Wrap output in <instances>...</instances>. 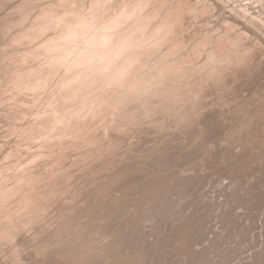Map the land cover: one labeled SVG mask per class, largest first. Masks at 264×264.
<instances>
[{
	"label": "rangeland",
	"instance_id": "obj_1",
	"mask_svg": "<svg viewBox=\"0 0 264 264\" xmlns=\"http://www.w3.org/2000/svg\"><path fill=\"white\" fill-rule=\"evenodd\" d=\"M65 1L68 4L71 0ZM77 1L78 0H72L71 2L74 3L70 2L69 4V7L72 8L81 7L79 8L80 10L76 8V12L81 11V9L83 10L82 6H87V1L89 0H84L86 4L84 1L83 3L82 0H79L80 3ZM99 1L100 0H97L95 3L98 6L102 4L105 5L106 8L108 7L107 10L110 14L113 7H115L113 10L116 11L117 9L118 11L119 8H116L117 6L127 7L126 4L129 2V0H127V2L125 0H107L109 2L106 5V0ZM130 1L133 3L134 0ZM135 1L133 4L137 3L138 0ZM140 1H145L144 3L146 5L148 4L147 2H149L147 6L143 3L145 8H143L144 11L142 10V13L144 12L146 15L143 13L144 19L142 20H146L145 23L147 25L145 26L148 27L149 32L152 29L151 32L155 30L157 33L153 32L154 35H152L150 32L149 34L152 36H147L154 37L158 35V37H161L158 39L156 36V39L152 38L155 39L154 42L157 41V43L154 44L151 42L153 41L151 37H149L150 41L145 35L146 33L148 34V31H145V26L142 28L144 29L142 30V32L144 31L142 34L145 33L144 36H146L145 40L149 41L147 44L151 42L153 45L151 46L152 50H150L151 48L149 45L148 47L146 46L147 48L145 46L143 48L152 51L150 54L149 51L145 50L152 57H149L148 53L146 54V52L142 50L141 55L143 57H140L137 63H139L138 66L146 68L145 72H142V69H144L143 67L138 71L139 68L136 64L135 68L136 66L137 68H134V70L142 74H135L136 76L132 74V76L129 77L132 80L133 76L134 78H138V75L141 77L143 74L144 76L147 74L146 77L153 82L154 79H151V77L155 76L154 74L156 71H158L157 73L159 75V72H161L162 77L156 73L157 76L155 79H161L165 76L161 79V84L157 80L153 82L152 87L157 85L154 87L160 89L161 86L163 87L166 85L163 87L164 89H162L165 90L167 88L165 90L167 93L160 91L162 89H158L160 94H165V98H161L162 95L159 97L160 94H157V92H155V94L154 92H152V94L145 92V96H147V94L149 97L154 95L153 97L155 100L150 98V101H155L154 103L151 101L152 104H147L151 103L149 99L148 102L146 101L147 98L146 100L138 99L139 101L137 98L131 100L129 92L132 93L133 91H128L129 89L124 90L125 88L119 89L120 86H118V91L124 90L123 93L120 91L118 92L114 87L113 89L117 94L116 92L115 94L114 92L112 93L113 89L109 93L110 90L106 88L107 94L112 95L111 97L106 95V91L104 94L102 89L93 90V92H97V94L95 93L94 95V93H92L94 99L92 97L89 98L92 94H87V97L92 101L90 102L87 100L88 98L84 96L86 95L84 88L81 87L80 89L75 86H72V88L65 84L66 78H63V76L67 74L65 75L66 72L64 67L63 69L61 68L64 72H61L62 70L60 69L58 71L56 68L50 70V68L47 67L50 71L45 70L47 69L46 67L42 68L45 71L42 72L43 70H41L40 72L41 74L44 73L43 76H46L45 79H47L42 81V83H40L41 85L39 84L34 88L32 87V80H29L26 82L27 84L22 85L23 89H13L12 91L14 92L9 94L10 99L8 98L9 96H7L8 94L1 91L4 85L0 89L3 93L0 92V96L6 94L4 96L5 98L1 96L2 100L0 99V108H3L0 109V119L3 118V121L0 120V123H2L0 124V155L2 154L0 156V186H2L0 187V237L3 234V236H5L0 239V264H34V262H37V264H65L66 262V264H264V0H232V2L230 0H139V2ZM55 2L57 3L58 0L50 2L51 4L48 3L51 5L50 7H52V5L55 6ZM59 3L60 4H57L61 6L60 0ZM113 3L115 5L117 4V6ZM123 3L125 5H122ZM132 3H130V6L133 5ZM57 4V9H63L65 5L68 7L67 4H62L61 8H58L59 6ZM74 4L80 5L75 6ZM237 5L240 8H238ZM98 6L96 9L98 10L96 11L97 13L104 7V13L101 11L103 15L93 12L89 14V19L92 18V21L94 19L95 21L99 19L101 22L103 16H107L109 13L106 11L105 6L101 8ZM130 6H128V8ZM93 7L96 8V6ZM95 8H93V11H95ZM109 8L111 11H109ZM85 9L86 7L84 10ZM86 11H88V9ZM115 11H112V13ZM258 11L261 12L258 13ZM58 13L62 12H57V14ZM92 14L94 16L100 15L102 18L100 16V18L95 16L96 18L93 19ZM184 16L185 18H183ZM65 17L70 20L72 18L70 15H66ZM147 17L151 18L150 21L152 23ZM69 19L66 20L70 22ZM97 23H99V21H96V24ZM159 28L161 30L163 29V31ZM157 31L161 34H158ZM215 44H217V46ZM143 45H146V41L145 44L143 42ZM155 45H157L156 48ZM158 47L161 51L163 50L162 53L158 50ZM164 52L165 54H163ZM207 52L209 54H207ZM146 55L149 58L146 57ZM210 55L212 56L210 57ZM156 56H159L157 60ZM167 63L170 65L167 66ZM24 65L22 66L24 67ZM29 65H31V63H27L26 66ZM57 68H60V66H57ZM147 69L152 71L154 76L150 75L151 72L149 73ZM153 71L155 72L153 73ZM46 72L47 74L45 75ZM6 73L7 72L3 74ZM10 73L11 76L15 75V73H13L14 75H12V72ZM3 74L1 73V76H3ZM7 75L9 77V73L4 75V77H7ZM1 76L0 79L4 78ZM8 79L5 78L4 81ZM62 80H64V82ZM4 81L1 80L0 85H2V83L6 85ZM163 81H165L166 84L163 83ZM12 83L14 82L9 83L10 87ZM162 83L164 85H162ZM28 84L31 87H29ZM64 84L68 87L67 89ZM111 88L112 87H110V89ZM68 89L73 91L71 92L69 90V93ZM75 89H80L82 91L81 94H79L80 90L76 94ZM99 90L100 92L102 91V95ZM15 93L21 94V98L17 100V97H15L16 100H12L14 96L17 95ZM72 93L74 95H72ZM118 93L120 96H118ZM127 93L129 98L127 96V99H125ZM168 93H170V95L174 94V96L169 97V95H167ZM46 94H48L51 99L47 97ZM67 94H71V97H68L69 95ZM75 95L79 96L77 97ZM103 95L105 96L103 97ZM179 95L180 97H184L181 99L179 98V100ZM96 96L97 98L99 96V99H97ZM101 96L103 100H101ZM167 96L171 99L175 98V102L171 100L173 102L171 103L170 99L169 101L166 100L168 102L161 101L163 99L165 101ZM185 96L187 100L188 98L189 100L191 99L190 101L185 100V102H187L185 103L186 105L189 103L187 110L191 112H188L190 115L186 113V116L183 114L186 110L181 111L183 110V108L181 109V105H184L182 106L184 109L187 107L183 104L184 102L179 106H175V104H179L178 102L184 99ZM80 97H85V99L81 100ZM6 98L7 100L5 101L4 99ZM121 98L127 101H123ZM71 99L74 100L72 101ZM104 99L106 100L105 106L108 104L109 108L114 102L123 101L124 106L122 102H120V105L118 104L120 106V108H118L121 109L120 113L118 108V110H116L119 114L112 109L114 105H112L110 109H107L108 106L106 108L99 106L105 103ZM128 99L131 101H138L135 102L136 104L134 102L131 104L130 101L133 107L136 106L137 108V106H140L138 104L142 103L141 107L133 111L134 108L129 106ZM10 100L12 103H10ZM80 101L83 103L87 101L90 105L87 102L82 104ZM101 101L103 103L99 104L98 102ZM108 101H111L110 104L113 103L110 105ZM71 102L73 105H68L71 104ZM5 103L10 104H6V106L9 105L8 111L6 109L7 107L5 108L4 106ZM65 103H67V105H65ZM78 103L79 105L81 103V106H85V104L89 105L83 106V108L86 109L87 107H91L88 109V112L93 109L94 112L90 111L92 114H88L87 110H84L80 106V113L78 109L79 105L77 106ZM93 103H95V105ZM156 103H158V105H153ZM164 103L170 105L169 107L171 109V105H174V107L178 109L174 110L175 108L173 107V112H171V109L169 110L167 104L165 105ZM125 104L128 106H125ZM62 105L64 106V110L68 108L65 110L66 112L62 109ZM91 105L97 106V111L94 106L92 107ZM152 105L155 107L159 106L160 110H156L157 108L155 107L156 111H154V108L151 110ZM34 106H36V108ZM98 106L102 108L99 109ZM117 106L115 105V107ZM143 106L146 109L148 107L150 113L145 109L147 112V114H145L146 112ZM71 108L76 111H72V113ZM103 108H105V110ZM124 108H127L126 111L128 112H125ZM129 108L132 109L130 110ZM141 108L144 111H142ZM57 109H62L63 112L57 111ZM77 109L79 113L75 115ZM102 109L103 111H101ZM167 109L169 112L166 111ZM1 110H3V112ZM122 110L128 115L124 118L125 114L123 113L120 117L122 118L120 122L118 118ZM140 110L143 114L140 113ZM84 111L86 113H82ZM106 111H109L110 115L107 114L108 112ZM114 111L116 114L113 113ZM9 113L12 116H10ZM60 113H63L62 116L64 115V117H62L61 121H58L60 120L59 118H61ZM80 114L86 115L81 117L79 116ZM111 114L114 115L111 116ZM154 114L156 116H154ZM178 114H181L180 117L177 116ZM117 115L119 116L116 117ZM164 115L167 116L165 117ZM56 116H58V120L55 118ZM181 116L183 117V122L180 119L182 118ZM44 117L45 121L43 120ZM10 118H12V121ZM112 118L117 122L119 121V123L116 124V121H114L116 123H113V120H110ZM42 123L46 124V126ZM49 124L57 127L54 126V128H52ZM97 125L100 127H96ZM4 129H7L5 130L7 132H5ZM50 129L52 130L50 131ZM74 129L77 130L74 131ZM136 129L138 131L140 130V133H138ZM153 130H155V132ZM125 134L126 136H124ZM83 136L84 139H82ZM47 138H49L50 141ZM168 139L170 140L168 141ZM226 141L229 142L227 143ZM81 146L84 147L82 148ZM30 151L33 152L31 153ZM157 151L158 153H156ZM95 155L97 157H95ZM233 157H235V159ZM20 159L25 160L21 161ZM90 172L92 174H90ZM8 173H10L9 176ZM18 174L19 176H17ZM34 186L36 187L34 188ZM22 190L31 192H27L25 196L26 192ZM34 194L38 195L36 196ZM24 196L25 198H23ZM26 198L28 201L30 200V202L25 200ZM11 202H13L14 208L10 207L12 206ZM34 204L39 205L34 206ZM42 204L43 208L41 209ZM30 205L32 208H29ZM36 207L37 209H35ZM14 211L15 213H13ZM36 211H38V213ZM42 211L43 213L40 214ZM10 215L12 217L14 215L17 216L11 218ZM21 216L23 217V221ZM24 216L26 218H24ZM36 216L38 221H36ZM30 217H34L31 218V220L33 219L32 221H30ZM4 218L8 219L3 221ZM13 220L16 223L19 220L18 223L21 227L18 223H14ZM15 225L20 228L25 227V229H18ZM87 225L89 226L88 229L86 228ZM14 226L17 229L14 228ZM28 226L31 227L29 228ZM26 227H28V229H26ZM79 228L81 230H79ZM67 230L70 231V234ZM25 231L28 234H26ZM75 233L77 235H75ZM79 233H81V235ZM44 241L45 243H43ZM47 242L49 243L50 249L47 247ZM38 247H41L40 250L42 249V251H39V249H37ZM88 249H90V251ZM37 250L41 255H38ZM8 251H10V254ZM63 260L66 261L64 262Z\"/></svg>",
	"mask_w": 264,
	"mask_h": 264
},
{
	"label": "bare ground",
	"instance_id": "obj_2",
	"mask_svg": "<svg viewBox=\"0 0 264 264\" xmlns=\"http://www.w3.org/2000/svg\"><path fill=\"white\" fill-rule=\"evenodd\" d=\"M52 1H56V0H52ZM51 0H2V2H1V0H0V76H1V73L3 74V73H5V72H7L6 74H8L9 73V77L11 76L10 74V72H12V75H14L13 73H15V75L14 76H11L10 78L8 77V75H7V77L5 76L4 77V75H6V74H3V76H1V77H4V78H1L0 79V81L2 80V81H4V79L5 78H9L7 81H4V82H6V85L5 84H3L2 83V85H0V89L2 88V86L4 85V87L1 89V91L2 92H4V93H6V94H8L7 96H9V94H12L14 91H12L13 89H21L22 88V85H24V84H27L26 82H28L29 80H32V87H36V86H38L40 83H42V81H45L46 79H45V77L46 76H43V74H41V70H43L42 72H44L45 70H48V68H50V70L51 69H53V68H56V69H58V71H59V69L60 70H62L63 69V67L65 68L64 70H65V75L66 76H63V78L65 77L66 78V85H68V86H75V87H77V88H80L81 89V87L82 88H84V91H86L85 93H86V95H84V96H86L87 97V94L88 95H91L92 93H94L93 92V90H97V89H102L103 90V93L105 92L106 93V95H108L107 94V90H106V88L107 89H109L108 91H109V93L112 91V89H113V87H114V89L115 90H117L118 91V86H120V87H122V88H120L119 87V89H123V88H125L124 90H127V89H129L128 91H133L132 93H130L129 92V94H130V98H131V100L132 99H134V98H137V100L138 99H142V100H146V98H147V102H148V99H149V101H150V98L152 99H154V95L152 96V95H150V96H152V97H149L148 96V94H147V96H145L146 95V93H151L152 94V92H154V94H155V92H157V94H160L159 92H158V87H154V86H157V85H154L153 87H152V85H153V82L154 81H157L158 80V82L160 83L162 80L161 79H163V78H157V80H155L156 79V73L158 72V71H156V69H155V71H156V73L153 75L152 74V71H149L148 69V72L150 73L151 72V74L150 75H152V76H154V77H151L149 74V76L151 77V79L153 78L154 79V81L152 82V81H150V79L149 78H147L146 76H147V74H145L146 76H144V74H143V76H141L140 77V75L142 74L141 72L139 73L138 71H140V69L143 67V66H138V64L139 63H137L138 62V60H139V58L140 57H143L141 54H142V50H146V48L148 47V45H149V47L151 48V46H153L152 44H151V42L152 43H157V41L156 42H154V40L156 39V37H157V39L159 38V37H161V36H159L158 37V35H155L154 37H151L152 35H154L153 34V32H155V30L153 31V32H151V30H150V32H151V34H149L150 32L148 31L149 29H148V27H146L145 25H147L146 23H145V21L146 20H142V19H144L143 17V15L145 14L144 12V14L142 13V10L144 11V9L143 8H145L144 7V2H139V0L137 1V3H135V4H133L134 3V1H133V3H132V1H130L129 0V2H127V0H125L126 2H127V7L126 6H124V7H122V6H120V7H122V8H120V7H118L117 6V4L115 5L114 3V5L115 6H117L116 8H119L118 9V11H117V9H116V11L115 10H113L115 7H113V9H111L112 11H115L114 13H112V11L110 10V8H109V11H111V14L108 12V10H107V8H106V6L105 5H102L101 4V6H98L95 2L97 1V0H89V1H87L88 2V4H87V6L85 5V6H82V5H84V4H82L81 6L83 7V10L81 9V11H78V12H76V8H78V7H74V8H72V7H69V4H70V2L72 1H70V2H68V4L66 3V1L65 0H60V2H61V6H62V4H67V6L68 7H66V5L64 6V8L63 9H57L56 8V4L58 3V4H60L59 3V0H58V2L55 4V6H53L52 5V7H50L51 5V3L50 2H52ZM69 1V0H68ZM75 1V0H74ZM84 0H82V2H83ZM101 1V0H100ZM99 1V2H100ZM103 1V0H102ZM107 1V0H106ZM111 1V0H110ZM113 1V0H112ZM150 1V0H149ZM198 1H200V0H198ZM229 1V0H228ZM231 2H232V0H230ZM242 1V0H241ZM50 4H49V3ZM78 3H80L79 2V0L77 1ZM85 2V4H86V1H84ZM83 2V3H84ZM109 1H107L106 2V5H107V3H108ZM136 2V1H135ZM236 2V1H235ZM254 2V1H253ZM71 3H74V2H71ZM103 3V2H102ZM125 3V2H124ZM122 4V5H125V4ZM130 3H132L133 5L132 6H130ZM144 3V4H143ZM148 4H149V2H147ZM177 3V2H176ZM224 3V2H223ZM52 4H54V3H52ZM57 4V5H58ZM94 4H96V5H94ZM98 4H100V3H98ZM110 4H112V3H110ZM129 4V5H128ZM147 4V5H148ZM166 4V3H165ZM180 4V3H179ZM182 4V3H181ZM232 4V3H231ZM236 4V3H235ZM235 4H234V6H235ZM244 4H246V3H244ZM254 4V3H253ZM75 6H79L80 4H74ZM146 5V4H145ZM146 5V6H147ZM227 5V4H226ZM247 5H248V3H247ZM261 5V4H260ZM59 6V5H58ZM57 6V7H58ZM61 6H59L58 8H61ZM71 6V5H70ZM73 6V5H72ZM93 6H96V8L95 7H93ZM97 6L98 7H102V6H105V8H106V11L110 14H107V16L106 15H104L105 17H106V19H105V17L103 16V18H102V16H100V15H95L97 18H102L101 19V22H100V20L99 19H97L96 21L98 22L99 21V23H97L96 24V21H95V19L94 18H96L93 14H92V17H93V21H92V18H90L89 19V14H91V13H93V12H96V11H98V10H96L97 9ZM109 6V5H108ZM128 6H130L129 8H128ZM153 6V5H152ZM171 6V5H170ZM180 6H182V5H180ZM233 6V7H234ZM238 6V5H237ZM66 7V8H65ZM86 7V9L84 10V8ZM88 7V8H87ZM196 7V6H195ZM236 7V6H235ZM234 7V8H235ZM263 7V6H262ZM79 8H81V7H79ZM78 8V9H79ZM93 8H95V11H93L94 9ZM149 8V7H148ZM181 8V7H180ZM238 8H240L239 6H238ZM251 8V7H250ZM257 8H259V7H257ZM76 9V10H75ZM88 9V11H86ZM103 9H104V7L102 8V9H100L99 10V14H101V15H103ZM158 9V8H157ZM171 9V8H170ZM194 9V8H193ZM252 9H254V8H252ZM80 10V9H79ZM182 10V9H181ZM234 10V9H233ZM243 10H245V9H243ZM103 13H102V12ZM154 11V10H153ZM171 11V10H170ZM185 11V10H184ZM238 11V10H237ZM57 12H62V13H58L57 14ZM101 12V13H100ZM242 12V11H241ZM261 11H258V13H260ZM97 12H96V14H98ZM168 13V12H167ZM185 13H187V12H185ZM251 13H254V12H251ZM257 13V14H258ZM153 14V13H152ZM243 14H244V12H243ZM246 14H248V13H246ZM245 14V15H246ZM256 14V15H257ZM68 16V15H70L71 17V20L69 19V18H66L65 16ZM146 15V14H145ZM148 15V14H147ZM180 15V14H179ZM260 15V14H259ZM258 15V16H259ZM262 15V14H261ZM100 16V17H99ZM158 16V15H157ZM198 16V15H197ZM133 17V18H132ZM154 17V16H153ZM180 17V16H179ZM252 17V16H251ZM263 17H264V15H263ZM148 18V20L150 21V19L151 18H149V17H147ZM183 18H185V16L183 17ZM259 18V17H258ZM66 19H69V21L70 22H68ZM90 21H89V20ZM146 19V18H145ZM179 19V18H178ZM187 19V18H186ZM195 19V18H194ZM251 19V18H250ZM264 19V18H263ZM103 20V21H102ZM148 20H147V23H148V26H149V22H148ZM154 20V19H153ZM152 20V21H153ZM260 20V19H259ZM94 21H95V23H94ZM151 22V21H150ZM162 22H163V20H162ZM253 22V21H252ZM152 23V22H151ZM175 23V22H174ZM249 23V22H248ZM259 23V22H258ZM263 23V22H262ZM154 24V23H153ZM159 24V23H158ZM251 24V23H250ZM260 24V23H259ZM176 25V24H175ZM185 25V24H184ZM145 26V31L147 30L148 31V34L146 33H144L146 36L147 35H151V36H147V38L149 39V37H151V39L152 38H155V39H152L153 41H151L150 39V43H148L147 44V42H149L148 40H145V38H146V36H144V34H142L143 32H142V30H144V29H142L143 27ZM161 27V26H160ZM180 27V26H179ZM151 28V27H150ZM160 29V28H159ZM170 29V28H169ZM157 30V29H156ZM161 30V29H160ZM141 31V32H140ZM159 31V30H158ZM157 31V32H158ZM161 31H163V29L161 30ZM261 31V30H260ZM171 32V31H170ZM257 32V31H256ZM262 32V31H261ZM156 33V32H155ZM160 32H158V34H159ZM217 33V32H216ZM259 33V32H258ZM157 34V33H156ZM161 34V33H160ZM168 34V33H167ZM260 34V33H259ZM144 37H143V36ZM218 35V34H217ZM166 36V35H165ZM182 36V35H181ZM224 36V35H223ZM162 37H163V35H162ZM167 37V36H166ZM217 37H219V36H217ZM168 38V37H167ZM237 38V37H236ZM235 38V39H236ZM260 38V37H259ZM263 38V37H262ZM161 39V38H160ZM162 40V39H161ZM166 40V39H165ZM242 40H243V38H242ZM145 41H146V45H143V42H144V44H145ZM178 41V40H177ZM227 41H229V40H227ZM226 41V42H227ZM235 42V41H234ZM160 43V42H159ZM158 43V44H159ZM161 43H162V41H161ZM240 43H242V42H240ZM178 44V43H177ZM161 45H163V44H161ZM216 46H217V44H215ZM234 45V44H233ZM243 45V44H242ZM246 45V44H245ZM146 47L145 49L143 48V47ZM156 46L157 45H155V48H156ZM159 46H160V44H159ZM161 47V46H160ZM238 47V46H237ZM150 48H148V49H150ZM159 48V47H158ZM190 48V47H189ZM240 48V47H239ZM242 48V47H241ZM246 48V47H245ZM244 49V48H243ZM150 50H152V48L150 49ZM150 50H146V51H149V53L150 52H152V51H150ZM158 50H160L161 51V49L159 48ZM158 50H156V51H158ZM145 51V52H146ZM155 51V52H156ZM163 51V50H162ZM162 51H161V53H162ZM144 52V53H145ZM159 52V51H158ZM196 52V51H195ZM222 52V51H221ZM148 52H146V54H147ZM149 53H148V56L150 57L151 55H149ZM153 53H154V51H153ZM151 54V53H150ZM159 54V53H158ZM163 54H165V52L163 53ZM207 54H209L208 52H207ZM153 55V54H152ZM199 55V54H198ZM214 55V54H213ZM245 55V54H244ZM144 56H145V54H144ZM147 55H146V57H148ZM155 56V55H154ZM153 56V57H154ZM160 56V55H159ZM158 56V57H159ZM212 55H210V57H211ZM148 57V58H149ZM152 57V56H151ZM157 56H156V60H157V58H158ZM164 57H165V55H164ZM187 57V56H186ZM185 57V58H186ZM193 57V56H192ZM214 57V56H213ZM239 57V56H238ZM246 57V56H245ZM155 58V57H154ZM160 58H161V56H160ZM159 58V59H160ZM173 58V57H172ZM150 59H152V58H150ZM165 59V58H164ZM207 59V58H206ZM185 60V59H184ZM212 60V59H211ZM175 61H176V59H175ZM205 61V60H204ZM162 62V61H161ZM168 62V61H167ZM209 62V61H208ZM213 62V61H212ZM223 62V61H222ZM244 62V61H243ZM27 63L29 64V63H31V65H29V66H26L27 65ZM166 63V62H165ZM239 63V62H238ZM24 64H26V65H24ZM137 64V66H138V68H139V70L138 71H135L134 70V68H135V65ZM141 64V63H140ZM168 64V63H167ZM22 65H24V67L22 66ZM165 65V64H164ZM170 64H168L167 66H169ZM174 65H176V64H174ZM182 65V64H181ZM216 65V64H215ZM57 66H60V68H57ZM62 66V67H61ZM137 66H136V68H137ZM166 66V65H165ZM44 67H48L47 69H42V68H44ZM52 67V68H51ZM173 67V66H172ZM193 67V66H192ZM62 68V69H61ZM135 68V69H136ZM144 69H142V72L144 71L145 72V67H143ZM161 68V67H160ZM163 68H164V66H163ZM167 68V67H166ZM170 68H171V66H170ZM162 69V68H161ZM160 69V70H161ZM192 69V68H191ZM50 70H48V71H50ZM64 70H62L61 72H64ZM194 70V69H193ZM155 71H153V73L155 72ZM162 71V70H161ZM166 71V70H165ZM168 71V70H167ZM147 72V71H146ZM164 72V71H163ZM209 72V71H208ZM219 72V71H218ZM247 72V71H246ZM252 72V71H251ZM160 73V75L159 76H161L162 77V73L161 72H159ZM244 73V72H243ZM47 74V72L45 73V75ZM63 74V73H62ZM62 74H61V76H62ZM132 74L134 75V76H136L135 74H140V75H138L139 77L137 78H134V76H133V78H132V80L130 79V77L129 76H132ZM211 74V73H210ZM228 74V73H227ZM165 75V74H164ZM188 75V74H187ZM189 75H190V73H189ZM202 75V74H201ZM218 75V74H217ZM158 76V77H159ZM183 76V75H182ZM181 77V76H180ZM212 77V76H211ZM236 77V76H235ZM227 78V77H226ZM59 79V78H58ZM149 79V80H148ZM181 79V78H180ZM188 79H189V77H188ZM198 79V78H197ZM51 80V79H50ZM53 80V79H52ZM61 80V79H60ZM169 80V79H168ZM183 80V79H182ZM209 80V79H208ZM218 80V79H217ZM221 80V79H220ZM48 81H49V79H48ZM47 81V82H48ZM63 82H64V80H62ZM165 81H166V79H165ZM165 81H163V83H165L166 84V82ZM188 81V80H187ZM11 82H14V83H12V85H11V87L9 86V83H11ZM59 82V81H58ZM158 82H156L157 84H158ZM170 82V81H169ZM179 82H180V80H179ZM200 82V81H199ZM204 82V81H203ZM218 82V81H217ZM1 83V82H0ZM152 83V84H151ZM162 83V85H164ZM177 83V82H176ZM205 83H206V81H205ZM208 83V82H207ZM216 83V82H215ZM64 84V85H65ZM161 84V83H160ZM160 84H158V85H160ZM168 84V83H167ZM34 85V86H33ZM41 85V84H40ZM63 85V86H64ZM65 85V86H66ZM185 85V84H184ZM211 85V84H210ZM239 85V84H238ZM28 86L29 87H31L29 84H28ZM61 86H62V84H61ZM166 86V85H165ZM165 86H163V87H165ZM169 86V85H168ZM183 86V85H182ZM263 86V85H262ZM110 87H112L111 89H110ZM117 89H116V88ZM162 86L160 87V89H162L163 88ZM173 87V86H172ZM199 87H201V86H199ZM222 87V86H221ZM26 88H28V87H26ZM43 88V87H42ZM65 88V87H64ZM68 87L66 86V89H67ZM70 88V87H69ZM73 88V87H72ZM104 88H105V90H104ZM170 88V87H169ZM175 88V87H174ZM23 89V88H22ZM49 89V88H48ZM55 89V88H54ZM79 89V90H80ZM114 89H113V91H112V93L114 92V94H115V92L116 91H114ZM131 89V90H130ZM159 89V90H160ZM164 89V88H163ZM160 90V91H162V92H166L167 93V91H165V90ZM171 89V88H170ZM225 89V88H224ZM17 90V91H18ZM61 90V89H60ZM70 89H68V91H69ZM79 90H76L75 89V93L77 94V92L79 91ZM83 90V89H82ZM100 90H99V92H100ZM123 90V91H124ZM156 90V91H155ZM0 91V92H1ZM16 91V90H15ZM48 91V90H47ZM55 91H56V89H55ZM71 91V90H70ZM70 91H69V93H70ZM73 91V90H72ZM71 91V92H72ZM120 91V90H119ZM118 91V92H119ZM123 91H120V92H122L123 93ZM178 91H180V90H178ZM1 92V93H2ZM12 92V93H11ZM50 92V91H49ZM67 92V91H66ZM65 92V93H66ZM81 90H80V93L79 94H81ZM98 92V93H99ZM102 92V91H101ZM100 92V93H101ZM127 92V91H126ZM135 92V93H134ZM146 92V93H145ZM172 92V91H171ZM207 92V91H206ZM0 93V94H1ZM19 93H20V91H19ZM19 93L17 94V93H15V94H17V95H19ZM58 93V92H57ZM64 93V92H63ZM68 93V92H67ZM74 93V92H73ZM72 93V95H74ZM85 93H83V94H85ZM96 94H97V92H95ZM95 93H94V95H95ZM103 93H101V95L103 94ZM104 93V94H105ZM121 93V94H122ZM228 93V92H227ZM3 94V93H2ZM5 94V95H6ZM49 94V93H48ZM48 94H46L47 95V97H49L50 98V96L48 95ZM53 94V93H52ZM116 94H117V92H116ZM119 94V93H118ZM156 94V95H157ZM174 94H175V92H174ZM174 94L172 95H170V93H168L167 95H169V97L171 96V97H173L174 96ZM177 94V93H176ZM214 94V93H213ZM212 94V95H213ZM218 94H219V92H218ZM4 95V96H5ZM14 95V94H13ZM14 96V99H12V100H16L15 99V97H17V100H18V98H21V94L19 95V96ZM25 95V94H24ZM27 95V94H26ZM60 95V94H59ZM67 95H69V94H67ZM71 95V94H70ZM68 96V97H71V96ZM161 95H162V97H161ZM165 94H160L159 95V97H161V98H165L166 96H164ZM180 95H182V94H180ZM180 95H179V97H178V99L180 98H183L184 96H181L180 97ZM208 95V94H207ZM222 95V94H221ZM1 96H3V95H1ZM1 96H0V99L2 100V98H1ZM3 96V98H5ZM12 96V95H11ZM42 96H44V95H42ZM75 96H77V95H75ZM74 96V97H75ZM79 96V95H78ZM77 96V97H78ZM81 96V95H80ZM83 96V95H82ZM93 96V94L89 97V98H91ZM105 95H103V97H104ZM108 96H112V95H108ZM118 96H120V94L118 95ZM122 96V95H121ZM126 97H125V99H127V96H128V98H129V95H128V93H127V95H125ZM158 96V95H157ZM164 96V97H163ZM226 96V95H225ZM28 97V96H27ZM26 97V98H27ZM73 97V98H74ZM103 97L101 96V100H103ZM124 97V96H123ZM149 97V98H148ZM158 97V98H159ZM176 97V96H175ZM191 97V96H190ZM195 97V96H194ZM9 99H10V96L8 97ZM12 98V97H11ZM23 98V97H22ZM36 98V97H35ZM44 98V97H43ZM55 98V97H54ZM58 98V97H57ZM76 98V97H75ZM81 98V97H80ZM80 98H78V99H80ZM88 98V97H87ZM86 98V99H87ZM87 99L88 101H90V99ZM93 98V97H92ZM96 98H97V96H96ZM95 98V99H96ZM109 98V97H108ZM155 98H156V96H155ZM167 98H168V96H167ZM165 99V101H164V99L163 100H161V101H163V102H168L169 101V99H170V101L172 100V101H174L175 102V98L174 99H171V98H168V99ZM186 98V99H185ZM185 98L184 99H182V100H184V101H179L178 103L179 104H175V106L176 105H180V104H182V102H184L183 104H185V103H187V102H185V100H187V97L185 96ZM196 98H197V96H196ZM232 98V97H231ZM48 99V98H47ZM51 99V98H50ZM84 100L85 99V97L84 98H81V100ZM94 99V98H93ZM97 99H99V96H98V98ZM117 99V98H116ZM120 99V98H119ZM123 98H121V100H122ZM177 99V98H176ZM179 99V100H180ZM220 99V98H219ZM229 99V98H228ZM5 101L7 100V98L6 99H4ZM67 100H68V98H67ZM72 101L74 100V99H71ZM130 99H128V101H129V106L131 107L132 106V108H134V110L133 111H136V109H139V107H141V104L142 103H140V104H138V105H140V106H137V108H136V106L135 107H133V105H131V104H133V102L135 103V102H138L137 100H134V101H131ZM155 100V99H154ZM166 100H168V101H166ZM188 100H189V98H188ZM187 100V101H188ZM191 100V99H190ZM189 100V101H190ZM195 100V99H194ZM194 100H192V101H194ZM264 100V99H263ZM5 101H3V102H5ZM9 101V100H8ZM7 101V102H8ZM24 101V100H23ZM58 101V100H57ZM70 101V100H69ZM104 101H105V103H103L102 101L101 102H98L99 104L101 103H103V105H99V106H103V107H107L108 106V104H107V106H105L106 105V100L104 99ZM112 101V100H111ZM110 101V102H111ZM116 101V100H115ZM119 101V100H118ZM123 101H127V100H124L123 99ZM123 101H119V102H114V104H112V105H114V107L112 108L113 110H115V111H117L119 108H120V102H122V105H123ZM130 101H131V104H130ZM152 102H153V100H151ZM150 101V102H151ZM157 101V100H156ZM159 101V100H158ZM171 101V103H173ZM29 102V101H28ZM47 102V101H46ZM76 102V101H75ZM79 102V101H78ZM81 102V101H80ZM87 102V101H86ZM86 102H84V103H86ZM90 102H92V101H90ZM94 102H95V100H94ZM110 102L108 101V103L110 104ZM144 102V101H143ZM146 102V103H147ZM152 102L151 103H147V104H152ZM155 102V101H154ZM153 102V103H154ZM181 102V103H180ZM10 103H12V101L10 100ZM48 103V102H47ZM82 104H84L83 102H81ZM81 103H80V105H79V103L77 104V106L79 107L78 109H79V112H80V106H81ZM87 103H89V102H87ZM115 103H117V104H115ZM125 103V102H124ZM193 103V102H192ZM6 104H9V103H5V108L7 109V111H8V108H9V105L8 106H6ZM37 104V103H36ZM92 104V103H91ZM94 105H95V103H93ZM110 104V105H111ZM119 104V105H118ZM136 104V103H135ZM134 104V105H135ZM165 104V103H164ZM167 104V103H166ZM165 104V105H166ZM170 104V103H169ZM189 104V103H188ZM188 104L186 105L185 104V107H186V109H184V107H182V106H184V105H181V109L183 108V110H181V111H184V110H186V112H182L183 114H185V116H186V113L187 114H189L190 115V110H187V108H188ZM205 104V103H204ZM209 104H210V102H209ZM65 105H67V103H65ZM68 105H73V103L71 102V104H68ZM87 104H85V106H86ZM89 105H90V103H89ZM89 105H87V106H89ZM93 105V106H94ZM111 105V106H112ZM115 105L117 106V107H115ZM122 105H121V107H122ZM127 104H125V106H126ZM143 105H145V104H143ZM153 105H158V103H156V104H153ZM152 105V106H153ZM163 105V104H162ZM164 105V106H165ZM191 105V104H190ZM197 105V104H196ZM228 105V104H227ZM28 106H29V104H28ZM53 106V105H52ZM63 106V105H62ZM70 106H66V107H70ZM83 106L84 105H82L81 107L83 108ZM84 106V107H85ZM92 106V105H91ZM92 106V107H93ZM98 106V107H99ZM111 106H110V108H111ZM124 106V105H123ZM128 106V105H127ZM148 107H150L149 105H147ZM151 106V110H153V108L155 107V106H153L152 107ZM164 106H163V110H164ZM167 106H168V108H169V110L171 109L169 106L170 105H168L167 104ZM167 106H166V108H167ZM2 107V106H1ZM35 108H36V106H34ZM96 107L97 106H94V108L96 109ZM119 107V108H118ZM146 107V106H145ZM147 107V109L146 108H144V106H143V108H144V110L146 109L147 110V112L149 111V108ZM171 107H172V109H174V110H177L178 108H176V107H174V105H171ZM174 107V108H173ZM24 108V107H23ZM28 108V107H27ZM58 108H60V107H58ZM89 108H91V107H87L86 109L85 108H83L84 110H87V113L88 114H90L91 112H94L93 110H90L89 112H88V109ZM102 108V107H101ZM100 107H99V109H101ZM105 108H103L104 110H105ZM109 108V106H108V108L107 109H110ZM118 108V109H117ZM123 108V107H122ZM132 108H129L130 110L132 109ZM155 108H157L156 110H160V108H159V106H157V107H155ZM155 108H154V111H156L155 110ZM197 108V107H196ZM234 108V107H233ZM0 109H3V108H0ZM5 109V110H6ZM25 109V108H24ZM54 109V108H53ZM63 110H64V106H63V108H62ZM62 109L61 110H59V109H57V111L59 110L60 112L62 111ZM68 108H65V110H67ZM78 109H77V114L75 113V115H78ZM82 109V110H83ZM99 109H98V111H99ZM103 109L101 110V111H103ZM117 109V110H116ZM125 109V112H128V111H126L127 110V108H124ZM123 109V110H124ZM128 109V110H129ZM142 109V108H141ZM162 109V108H161ZM171 109V112H173V110ZM14 110V109H13ZM21 110V109H20ZM23 110V109H22ZM46 110H47V107H46ZM49 110V109H48ZM64 110V111H65ZM113 110H110V111H113ZM120 110L121 109H119V113H120ZM123 110H122V112H121V114H120V116L119 115H117L116 117H118L119 116V121L121 122V120L120 119H122V118H120L121 117V115L124 113L125 114V112H123ZM129 110V111H130ZM143 109H142V111H144ZM146 110H145V112H146ZM202 110V109H201ZM2 112H3V110H1ZM14 111H16V110H14ZM38 111V110H37ZM72 111H76L75 109H72L71 108V112ZM96 111H97V109H96ZM115 111L113 112L114 114H116L115 113ZM141 110H140V113H142L143 114V112H142ZM154 111H153V113H154ZM166 111H168V109L166 110ZM166 111H163V112H166ZM178 111H180V110H178ZM13 112V111H12ZM63 112V111H62ZM66 112V111H65ZM64 112V113H65ZM68 112V111H67ZM106 112H108L107 114H109L110 115V112L109 111H106ZM147 112L145 113V114H147ZM152 112V111H151ZM161 112V111H160ZM169 112V111H168ZM188 112H190V113H188ZM234 112V111H233ZM8 113V112H7ZM6 113V114H7ZM11 113V112H10ZM9 113V114H10ZM16 113V112H15ZM20 113V112H19ZM25 113V112H24ZM47 113V112H46ZM51 113V112H50ZM59 113V112H58ZM73 113V112H72ZM71 113V114H72ZM81 113V112H80ZM82 113H86L85 111L84 112H82ZM96 113V112H95ZM118 113V111H117V114H119ZM149 113H150V111H149ZM157 113H159V112H157ZM167 113V112H166ZM176 113V112H175ZM181 113V114H182ZM195 113H196V111H195ZM4 114H5V112H4ZM16 114H18V113H16ZM23 114V113H22ZM61 114V113H60ZM63 114V113H62ZM62 114L60 115V117L61 118H59L60 120H58L57 119V117L58 116H56L55 118L58 120V121H61V119H62V117H64V115L62 116ZM66 114V113H65ZM68 114V113H67ZM92 114V113H91ZM113 114V115H114ZM134 114H135V112H134ZM138 114H139V112H138ZM161 114V113H160ZM171 114V113H170ZM177 114V113H176ZM181 114H178L177 116L178 117H180V115ZM199 114V113H198ZM3 115V114H2ZM73 115V114H72ZM86 114H84V115H79V116H85ZM108 115V116H109ZM112 114H111V116H113ZM126 115H128V114H125L124 115V118H126L127 116ZM136 115V114H135ZM192 115H193V113H192ZM197 115V114H196ZM204 115V114H203ZM240 115V114H239ZM246 115V114H245ZM1 116V115H0ZM6 116V115H5ZM10 116H12L11 114H10ZM19 116V115H18ZM18 116H16V117H18ZM74 116V115H73ZM88 116V115H87ZM87 116H86V118H87ZM131 116V115H130ZM148 116H149V114H148ZM154 116H156L155 114H154ZM160 116V115H159ZM165 117L167 116V115H164ZM176 116V117H177ZM194 116V115H193ZM231 116V115H230ZM249 116V115H248ZM30 117V116H29ZM51 117V116H50ZM78 117V116H77ZM94 117V116H93ZM115 117V116H114ZM113 117V118H114ZM115 117V118H116ZM139 117V116H138ZM151 117V116H150ZM153 117V116H152ZM175 117V118H176ZM178 117H177V119H178ZM182 117V116H181ZM190 117V116H189ZM113 118L112 119H110V120H113ZM135 118V117H134ZM140 118V117H139ZM146 118V117H145ZM144 118V119H145ZM164 118V117H163ZM174 118V119H175ZM184 118H186V119H188L187 117H184ZM195 118H196V116H195ZM3 119V118H2ZM2 119H0V120H2ZM53 119H54V117H53ZM74 119V118H73ZM85 119V118H84ZM103 119V118H102ZM117 119V118H116ZM117 119V120H118ZM131 119V118H130ZM138 119V118H137ZM136 119V120H137ZM181 120L183 119V117L182 118H180ZM185 119V120H186ZM234 119V118H233ZM7 120V119H6ZM6 120H5V122H6ZM10 120L12 121V118H10ZM44 121H45V117H44V119H43ZM57 120H56V122H57ZM68 120V119H67ZM77 120H79V119H77ZM99 120V119H98ZM126 120V119H125ZM135 120V121H136ZM184 120V121H185ZM192 120V119H191ZM229 120H231V119H229ZM3 121V120H2ZM15 121V120H14ZM21 121V120H20ZM50 121H51V119H50ZM62 121H64V120H62ZM82 121H83V119H82ZM114 121H116L115 119L113 120V123H116V122H114ZM119 121L116 123V124H118L119 123ZM141 121V120H140ZM189 121V120H188ZM199 121V120H198ZM202 121V120H201ZM245 121V120H244ZM247 121V120H246ZM23 122V121H22ZM49 122V121H48ZM55 122V121H54ZM69 122H71V121H69ZM80 122V121H79ZM78 122V123H79ZM87 122V121H86ZM89 122V121H88ZM90 122H92V121H90ZM96 122V121H95ZM100 122V121H99ZM103 122V121H102ZM101 122V123H102ZM110 122V121H109ZM123 122H124V119H123ZM148 122V121H147ZM159 122V121H158ZM182 122H183V120H182ZM248 122V121H247ZM20 123V122H19ZM47 123V122H46ZM51 123H52V121H51ZM98 123V122H97ZM96 123V124H97ZM100 123V124H101ZM128 123H129V121H128ZM132 123V122H131ZM153 123V122H152ZM163 123V122H162ZM162 123H161V125H162ZM176 123V122H175ZM179 123V122H178ZM185 123V122H184ZM189 123V122H188ZM191 123V122H190ZM197 123V122H196ZM0 124H2V123H0ZM13 124V123H12ZM14 124H16V123H14ZM25 124V123H24ZM33 124V123H32ZM42 124H44V123H42ZM67 124V123H66ZM89 124V123H88ZM109 124H111V123H109ZM149 124H151V123H149ZM164 124V123H163ZM173 124V123H172ZM192 124V123H191ZM200 124V123H199ZM10 125V124H9ZM16 125H18V124H16ZM41 125V124H40ZM45 126H46V124H44ZM53 125V124H52ZM60 125V124H59ZM76 125V124H75ZM125 125V124H124ZM132 125V124H131ZM135 125V124H134ZM136 125H137V123H136ZM135 125V126H136ZM156 125V124H155ZM161 125H159V126H161ZM175 125V124H174ZM30 126V125H29ZM49 126H51L50 124H49ZM55 126V125H54ZM54 126H51L52 128H54ZM66 126H68V125H66ZM81 126V125H80ZM82 126H83V124H82ZM101 126H102V124H101ZM149 126V125H148ZM197 126V125H196ZM195 126V127H196ZM3 127H4V125H3ZM55 127H57V126H55ZM62 127V126H61ZM73 127V126H72ZM96 127H100V126H96ZM103 127V126H102ZM127 127V126H126ZM130 127V126H129ZM129 127H128V129H129ZM49 128V127H48ZM77 128V127H76ZM123 128V127H122ZM121 128V129H122ZM133 128V127H132ZM143 128V127H142ZM147 128V127H146ZM165 128V127H164ZM197 128V127H196ZM233 128V127H232ZM253 128V127H252ZM11 129V128H10ZM56 129V128H55ZM58 129V128H57ZM63 129V128H62ZM87 129V128H86ZM95 129V128H94ZM101 129V128H100ZM126 129V128H125ZM177 129V128H176ZM237 129V128H236ZM5 130H7V129H4V131ZM29 130V129H28ZM33 130V129H32ZM35 130V129H34ZM45 130V129H44ZM52 129H50V131H51ZM64 130V129H63ZM75 130H77V129H74V131ZM83 130V129H82ZM81 130V131H82ZM137 130V129H136ZM136 130H135V132H136ZM151 130V129H150ZM163 130V129H162ZM171 130V129H170ZM199 130V129H198ZM38 131V130H37ZM59 131V130H58ZM97 131V130H96ZM138 131V130H137ZM140 131V130H139ZM138 131V133H140ZM152 131V130H151ZM154 132H155V130H153ZM234 131V130H233ZM5 132H7V131H5ZM21 132H23V131H21ZM32 132V131H31ZM57 132V131H56ZM71 132V131H70ZM102 132V131H101ZM126 132V131H125ZM172 132V131H171ZM175 132V131H174ZM200 132V131H199ZM3 133V132H2ZM1 133V134H2ZM9 133V132H8ZM7 133V134H8ZM19 133V132H18ZM30 133V132H29ZM37 133V132H36ZM46 133V132H45ZM69 133V132H68ZM72 133V132H71ZM107 133V132H106ZM122 133H123V131H122ZM128 133V132H127ZM131 133V132H130ZM145 133V132H144ZM152 133V132H151ZM180 133V132H179ZM184 133V132H183ZM194 133V132H193ZM25 134V133H24ZM33 134V133H32ZM35 134V133H34ZM54 134V133H53ZM52 134V135H53ZM77 134H78V132H77ZM84 134V133H83ZM86 134V133H85ZM108 134V133H107ZM120 134V133H119ZM118 134V135H119ZM202 134V133H201ZM10 135V134H9ZM9 135H7V136H9ZM28 135V134H27ZM39 135V134H38ZM51 135V134H50ZM66 135V134H65ZM116 135V134H115ZM134 135V134H133ZM139 135V134H138ZM142 135V134H141ZM147 135V134H146ZM14 136H16V135H14ZM48 136V135H47ZM72 136V135H71ZM80 136V135H79ZM103 136H104V133H103ZM121 136V135H120ZM124 136H126V134L124 135ZM143 136V135H142ZM150 136V135H149ZM197 136V135H196ZM203 136V135H202ZM27 137V136H26ZM35 137V136H34ZM37 137V136H36ZM73 137V136H72ZM118 137V136H117ZM233 137H235V136H233ZM12 138V137H11ZM29 138V137H28ZM52 138V137H51ZM71 138V137H70ZM74 138V137H73ZM76 138V137H75ZM86 138V137H85ZM105 138V137H104ZM110 138V137H109ZM123 138V137H122ZM134 138V137H133ZM191 138V137H190ZM250 138V137H249ZM13 139V138H12ZM48 140H49V138H47ZM56 139H57V137H56ZM82 139H84V136H83V138ZM127 139V138H126ZM140 139H142V138H140ZM55 140V139H54ZM60 140V139H59ZM170 139H168V141H169ZM226 140V139H225ZM230 140V139H229ZM245 140V139H244ZM50 141V140H49ZM55 141H58V140H55ZM72 141V140H71ZM87 141V140H86ZM109 141V140H108ZM118 141V140H117ZM193 141V140H192ZM39 142V141H38ZM48 142V141H47ZM61 142V141H60ZM73 142V141H72ZM75 142V141H74ZM113 142V141H112ZM127 142H128V140H127ZM227 143L229 142V141H226ZM26 143V142H25ZM28 143V142H27ZM46 143V142H45ZM52 143V142H51ZM66 143V142H65ZM83 143V142H82ZM99 143V142H98ZM137 143V142H136ZM155 143H156V141H155ZM161 143H163V142H161ZM160 143V144H161ZM165 143V142H164ZM169 143V142H168ZM194 143V142H193ZM202 143V142H201ZM6 144V143H5ZM11 144V143H10ZM36 144V143H35ZM42 144V143H41ZM55 144V143H54ZM60 144V143H59ZM119 144V143H118ZM173 144V143H172ZM248 144V143H247ZM253 144V143H252ZM12 145V144H11ZM37 145H38V143H37ZM53 145V144H52ZM67 145V144H66ZM86 145V144H85ZM141 145V144H140ZM139 145V146H140ZM167 145V144H166ZM188 145H189V143H188ZM233 145V144H232ZM232 145H231V147H232ZM17 146V145H16ZM106 146H107V144H106ZM138 146V147H139ZM165 146V145H164ZM185 146V145H184ZM201 146V145H200ZM225 146V145H224ZM1 147V146H0ZM6 147V146H5ZM8 147V146H7ZM17 147H19V146H17ZM48 147V146H47ZM62 147V146H61ZM82 147V146H81ZM84 147V146H83ZM82 147V148H83ZM111 147V146H110ZM110 147H109V150H110ZM234 147H235V145H234ZM233 147V148H234ZM26 148V147H25ZM28 148V147H27ZM77 148H78V146H77ZM103 148V147H102ZM148 148V147H147ZM161 148V147H160ZM182 148V147H181ZM246 148V147H245ZM8 149V148H7ZM20 149V148H19ZM100 149V148H99ZM167 149V148H166ZM173 149V148H172ZM176 149V148H175ZM174 149V150H175ZM186 149V148H185ZM25 150V149H24ZM45 150V149H44ZM62 150V149H61ZM86 150V149H85ZM160 150V149H159ZM169 150V149H168ZM181 150V149H180ZM11 151V150H10ZM39 151V150H38ZM65 151H66V149H65ZM150 151V150H149ZM163 151V150H162ZM164 151H166V150H164ZM31 152V151H30ZM29 152V153H30ZM33 152V151H32ZM31 152V153H32ZM52 152V151H51ZM57 152V151H56ZM69 152V151H68ZM87 152V151H86ZM109 152V151H108ZM112 152V151H111ZM115 152V151H114ZM122 152V151H121ZM141 152V151H140ZM183 152V151H182ZM229 152V151H228ZM4 153V152H3ZM11 153V152H10ZM19 153H21V152H19ZM24 153V152H23ZM155 153V152H154ZM156 153H158V151L156 152ZM160 153V152H159ZM162 153V152H161ZM199 153V152H198ZM22 154V153H21ZM51 154V153H50ZM83 154V153H82ZM87 154V153H86ZM164 154V153H163ZM168 154V153H167ZM174 154V153H173ZM175 154H177V153H175ZM236 154V153H235ZM2 155V154H1ZM0 155V156H1ZM19 155V154H18ZM29 155V154H28ZM32 155V154H31ZM109 155V154H108ZM155 155V154H154ZM35 156V155H34ZM68 156V155H67ZM71 156V155H70ZM152 156V155H151ZM161 156V155H160ZM171 156V155H170ZM181 156H183V155H181ZM199 156V155H198ZM230 156V155H229ZM21 157V156H20ZM88 157V156H87ZM92 157V156H91ZM95 157H97L96 155H95ZM105 157V156H104ZM117 157V156H116ZM149 157V156H148ZM166 157V156H165ZM202 157V156H201ZM200 157V158H201ZM204 157V156H203ZM223 157V156H222ZM227 157V156H226ZM1 158V157H0ZM5 158V157H4ZM13 158V157H12ZM17 158V157H16ZM66 158V157H65ZM65 158H63V159H65ZM92 158H94V157H92ZM118 158H119V156H118ZM122 158V157H121ZM161 158V157H160ZM190 158V157H189ZM194 158V157H193ZM199 158V157H198ZM234 159H235V157H233ZM36 159V158H35ZM55 159V158H54ZM178 159V158H177ZM12 160V159H11ZM14 160V159H13ZM21 160V159H20ZM20 160H19V162H20ZM25 160V159H24ZM23 159L21 160V161H24ZM27 160V159H26ZM58 160V159H57ZM91 160V159H90ZM117 160V159H116ZM151 160V159H150ZM180 160V159H179ZM185 160H186V158H185ZM190 160V159H189ZM201 160V159H200ZM10 161V160H9ZM52 161V160H51ZM55 161V160H54ZM59 161V160H58ZM73 161V160H72ZM92 161V160H91ZM91 161H90V163H91ZM175 161V160H174ZM198 161V160H197ZM228 161V160H227ZM36 162V161H35ZM99 162V161H98ZM182 162V161H181ZM185 162V161H184ZM183 162V163H184ZM5 164V163H4ZM8 164V163H7ZM21 164V163H20ZM19 164V165H20ZM157 164V163H156ZM186 164V163H185ZM33 165V164H32ZM36 165V164H35ZM84 165V164H83ZM107 165H109V164H107ZM114 165V164H113ZM224 165V164H223ZM11 166V165H10ZM38 166V165H37ZM47 166V165H46ZM55 166V165H54ZM110 166H112V165H110ZM40 167V166H39ZM53 167V166H52ZM64 167V166H63ZM83 168V167H82ZM90 168V167H89ZM88 168V169H89ZM101 168V167H100ZM114 168V167H113ZM224 168V167H223ZM13 169V168H12ZM22 169V168H21ZM37 169V168H36ZM42 169V168H41ZM84 169V168H83ZM108 169V168H107ZM27 170V169H26ZM44 170H46V169H44ZM63 170V169H62ZM85 170V169H84ZM110 170V169H109ZM194 170V169H193ZM74 171V170H73ZM103 171V170H102ZM108 171V170H107ZM130 171V170H129ZM184 171H185V169H184ZM188 171V170H187ZM12 172V171H11ZM20 172V171H19ZM47 172V171H46ZM94 172V171H93ZM131 172V171H130ZM25 173V172H24ZM28 173V172H27ZM30 173V172H29ZM38 173V172H37ZM58 173V172H57ZM64 173V172H63ZM72 173V172H71ZM70 173V174H71ZM104 173V172H103ZM180 173V172H179ZM4 174V173H3ZM9 174L10 173H8V176H9ZM43 174H44V172H43ZM47 174H48V172H47ZM85 174H87V173H85ZM90 174H92L91 172H90ZM97 174V173H96ZM95 174V175H96ZM102 174V173H101ZM29 175V174H28ZM177 175H179V174H177ZM12 176V175H11ZM15 176V175H14ZM17 176H19V174L17 175ZM75 176V175H74ZM98 176V175H97ZM100 176V175H99ZM184 176H185V174H184ZM191 176V175H190ZM29 177V176H28ZM87 177V176H86ZM89 177H90V175H89ZM115 177V176H114ZM34 178V177H33ZM57 178H58V176H57ZM98 178H100V177H98ZM182 178V177H181ZM180 178V179H181ZM15 179V178H14ZM27 179V178H26ZM78 179V178H77ZM8 180V179H7ZM81 180V179H80ZM177 180V179H176ZM197 180V179H196ZM13 181V180H12ZM34 181V180H33ZM135 181V180H134ZM137 181V180H136ZM239 181V180H238ZM9 182V181H8ZM101 182V181H100ZM182 182V181H181ZM186 182V181H185ZM4 183V182H3ZM105 183V182H104ZM125 183V182H124ZM189 183V182H188ZM11 184V183H10ZM32 184V183H31ZM43 184V183H42ZM130 184V183H129ZM142 184V183H141ZM28 185V184H27ZM30 185V184H29ZM183 185V184H182ZM16 186V185H15ZM46 186V185H45ZM105 186H106V184H105ZM112 186V185H111ZM0 187H2V186H0ZM33 187V186H32ZM31 187V188H32ZM36 186H34V188H35ZM141 187V186H140ZM188 187V186H187ZM11 188V187H10ZM33 188V189H34ZM37 188H38V186H37ZM36 188V189H37ZM128 188V187H127ZM148 188V187H147ZM150 188V187H149ZM156 188V187H155ZM33 189H32V191H33ZM4 190V189H3ZM8 190V189H7ZM11 190V189H10ZM31 190V189H30ZM155 190V189H154ZM158 190V189H157ZM23 191V190H22ZM43 191V190H42ZM151 191V190H150ZM21 192V191H20ZM23 192H26V190L25 191H23ZM28 192V191H27ZM27 192L25 193V196H26V194H27ZM31 192V191H30ZM30 192H28V193H30ZM149 192V191H148ZM155 192V191H154ZM39 193V192H38ZM169 193V192H168ZM10 194V193H9ZM16 194V193H15ZM18 194V193H17ZM23 194V193H22ZM3 195V194H2ZM24 195V194H23ZM30 195V194H29ZM34 195H36V194H34ZM38 195V194H37ZM36 195V196H37ZM20 196V195H19ZM18 196V197H19ZM22 196V195H21ZM25 196L23 197V198H25ZM31 196V195H30ZM40 196V195H39ZM155 196V195H154ZM157 196V195H156ZM29 197V196H28ZM34 197V196H33ZM15 198V197H14ZM22 198V197H21ZM20 198V199H21ZM36 198V197H35ZM40 198H41V196H40ZM10 199V198H9ZM17 199V198H16ZM32 199V198H31ZM11 200V199H10ZM25 200H27V198L25 199ZM37 200H39V199H37ZM9 201V200H8ZM14 201V200H13ZM18 201V200H17ZM28 201V200H27ZM33 201V200H32ZM34 201H36V200H34ZM3 202V201H2ZM28 202H30V200L28 201ZM44 202V201H43ZM4 203V202H3ZM2 203V204H3ZM10 203V202H9ZM12 203V206H10V207H13L14 208V205H13V202H11ZM21 203V202H20ZM19 203V204H20ZM22 203H23V201H22ZM26 203V202H25ZM30 204V203H29ZM46 204V203H45ZM9 205V204H8ZM33 205V204H32ZM36 204H34V206H35ZM37 205H39V204H37ZM36 205V206H37ZM53 205V204H52ZM205 205V204H204ZM26 206V205H25ZM41 206V205H40ZM44 206H46V205H44ZM31 207V205L29 206V208ZM202 207V206H201ZM207 207V206H206ZM13 208H12V210H13ZM18 208V207H17ZM32 208V207H31ZM40 208V207H39ZM43 208V204H42V207H41V209ZM46 208V207H45ZM44 208V209H45ZM35 209H37V207L35 208ZM7 210V209H6ZM15 210V209H14ZM27 210H28V208H27ZM17 211V210H16ZM206 211V210H205ZM204 211V212H205ZM27 212V211H26ZM37 213H38V211H36ZM39 212H40V210H39ZM3 213V212H2ZM13 213H15V211L13 212ZM23 213V212H22ZM24 213H25V211H24ZM24 213H23V215H24ZM43 213V211L40 213V214H42ZM50 213V212H49ZM6 214V213H5ZM19 214V213H18ZM39 214V215H40ZM206 214V213H205ZM11 215H13V214H11ZM10 215V216H11ZM21 215V214H20ZM33 215H35V214H33ZM15 216H17V215H14L13 217H15ZM25 216H26V214H25ZM24 216V218H26ZM31 216V215H30ZM42 216V215H41ZM205 216V215H204ZM12 216H11V218H13ZM19 217V216H18ZM22 217V216H21ZM27 217H28V215H27ZM20 218V217H19ZM31 218H34V217H30V221H32L31 220ZM36 218V221H38L37 220V216L35 217ZM1 219V218H0ZM3 219V218H2ZM8 219V218H7ZM7 219H5L4 218V220L3 221H5V220H7ZM19 220H21V219H19ZM18 220V221H19ZM25 220V219H24ZM29 220V219H28ZM27 220V221H28ZM40 220V219H39ZM11 221V220H10ZM18 221H17V223H18ZM22 221H23V217H22ZM35 221V220H34ZM48 221V220H47ZM52 221V220H51ZM13 222H14V220H13ZM13 222H12V224H13ZM14 223H16V222H14ZM16 223V224H17ZM28 223V222H27ZM59 223V222H58ZM63 223V222H62ZM207 223V222H206ZM19 224V223H18ZM32 224V223H31ZM34 224V223H33ZM37 224V223H36ZM39 224V223H38ZM65 224V223H64ZM64 224H63V226H64ZM14 225V224H13ZM20 225V224H19ZM18 225V226H19ZM45 225H46V222H45ZM50 225V224H49ZM70 225V224H69ZM84 225H86V224H84ZM7 226V225H6ZM5 226V227H6ZM10 226H12V225H10ZM16 226V225H15ZM14 226V228H16ZM32 226V225H31ZM31 226H28L29 228L31 227ZM66 226V225H65ZM88 226V225H87ZM86 226V228L88 229L89 228V226L87 227ZM20 227H21V225H20ZM20 227H17L18 229L20 228ZM28 227H26V229H28ZM52 227V226H51ZM72 227V226H71ZM208 227H209V225H208ZM16 228V229H17ZM39 228V227H38ZM50 228V227H49ZM57 228V227H56ZM55 228V229H56ZM210 228V227H209ZM20 229H25V227H22V228H20ZM63 229V228H62ZM66 229V228H65ZM72 229H74V228H72ZM8 230H9V227H8ZM13 230V229H12ZM41 230V229H40ZM43 230V229H42ZM64 230V229H63ZM79 230H81L80 228H79ZM83 230V229H82ZM20 231H22V230H20ZM35 231V230H34ZM49 231V230H48ZM65 231V230H64ZM68 231V230H67ZM224 231V230H223ZM232 231V230H231ZM17 232V231H16ZM23 232V231H22ZM26 232V231H25ZM43 232V231H42ZM70 231H68V233H69ZM85 232V231H84ZM91 232V231H90ZM94 232V231H93ZM64 233V232H63ZM66 233V232H65ZM83 233V232H82ZM3 234V233H2ZM1 234V235H2ZM26 234H28L27 232H26ZM25 234V235H26ZM70 234V233H69ZM73 234V233H72ZM80 235H81V233H79ZM220 234H221V232H220ZM229 234V233H228ZM232 234V233H231ZM4 235V234H3ZM1 236V237H5V236ZM8 235V234H7ZM38 235V234H37ZM56 235H58V234H56ZM63 235V234H62ZM75 235H77L76 233H75ZM208 235V234H207ZM15 236V235H14ZM34 236V235H33ZM64 236V235H63ZM221 236V235H220ZM224 236V235H223ZM227 236V235H226ZM233 236V235H232ZM1 237H0V239H1ZM87 237V236H86ZM96 237V236H95ZM222 237V236H221ZM30 238H34V237H30ZM52 238V237H51ZM90 238V237H89ZM228 238V237H227ZM27 239V238H26ZM35 239H36V237H35ZM53 239V238H52ZM56 239V238H55ZM77 239V238H76ZM75 239V240H76ZM96 239V238H95ZM215 239V238H214ZM223 239V238H222ZM4 240H5V238H4ZM17 240V239H16ZM41 240V239H40ZM49 240V239H48ZM71 240V239H70ZM57 241H58V239H57ZM60 241H62V240H60ZM78 241V240H77ZM97 241V240H96ZM226 241V240H225ZM236 241V240H235ZM243 241V240H242ZM40 242H42V241H40ZM56 242V241H55ZM68 242V241H67ZM241 242V241H240ZM260 242V241H259ZM19 243V242H18ZM39 243V242H38ZM43 243H45V241L43 242ZM53 243V242H52ZM71 243V242H70ZM262 243V242H261ZM1 244V243H0ZM25 244V243H24ZM41 244V243H40ZM47 244H48V246L47 247H49V243L47 242ZM54 244V243H53ZM64 244V243H63ZM223 244V243H222ZM245 244V243H244ZM29 245V244H28ZM32 245H33V243H32ZM35 245V244H34ZM45 245V244H44ZM50 245H52V244H50ZM59 245V244H58ZM224 245V244H223ZM246 245V244H245ZM262 245V244H261ZM25 246H27V245H25ZM30 246V245H29ZM39 246V245H38ZM43 246V245H42ZM186 246V245H185ZM203 246V245H202ZM31 247V246H30ZM36 247V246H35ZM34 247V248H35ZM47 247H46V249H47ZM60 247V246H59ZM102 247V246H101ZM40 248L41 247H38L37 249H39V251H42V249L40 250ZM43 248V247H42ZM54 248V247H53ZM97 248V247H96ZM205 248H206V246H205ZM208 248V247H207ZM28 249V248H27ZM31 249H32V247H31ZM49 249H50V247H49ZM185 249H186V247H185ZM225 249V248H224ZM34 250V249H33ZM44 250V249H43ZM55 250H56V248H55ZM89 251H90V249H88ZM206 250V249H205ZM228 250V249H227ZM10 251H11V249H10ZM10 251H8V253L10 252ZM38 251V250H37ZM39 251H38V255H41V254H39ZM222 251H223V249H222ZM36 252V251H35ZM35 252H33V253H35ZM53 252V251H52ZM183 252V251H182ZM44 253H45V251H44ZM88 253H90V252H88ZM201 253V252H200ZM203 253V252H202ZM10 254V253H9ZM8 254V255H9ZM36 255H37V252L35 253ZM66 254V253H65ZM82 254V253H81ZM219 254V253H218ZM229 254V253H228ZM29 255H31V254H29ZM45 255V254H44ZM43 255V256H44ZM66 255H68V254H66ZM65 255V256H66ZM95 255H96V252H95ZM205 255V254H204ZM43 256H41V257H43ZM64 256V255H63ZM82 256H83V254H82ZM89 256V255H88ZM35 257H37V256H35ZM74 257V256H73ZM76 257V256H75ZM91 257V256H90ZM207 257V256H206ZM228 257H229V255H228ZM235 257V256H234ZM32 258V257H31ZM40 258V257H39ZM46 258V257H45ZM67 258V257H66ZM72 258V257H71ZM70 258V259H71ZM40 259H42V258H40ZM65 259V258H64ZM73 259V258H72ZM80 259H82V258H80ZM79 260V259H78ZM88 260V259H87ZM86 260V261H87ZM218 260V259H217ZM33 261V260H32ZM39 261V260H38ZM41 261V260H40ZM43 261V260H42ZM55 261V260H54ZM64 261V260H63ZM66 261V260H65ZM64 261V262H65ZM74 261V260H73ZM73 261H72V263H73ZM221 261V260H220ZM68 262H69V260H68ZM215 262V261H214ZM57 263V262H56ZM63 263V262H62ZM67 263V262H66ZM65 263V264H66ZM216 263V262H215ZM34 264H37V262L35 263L34 262ZM41 264V263H40ZM64 264V263H63ZM69 264V263H68Z\"/></svg>",
	"mask_w": 264,
	"mask_h": 264
}]
</instances>
